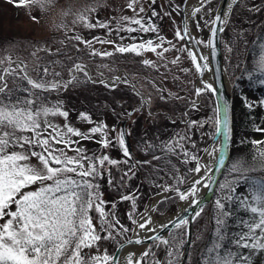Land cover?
<instances>
[{"label": "snow or ice", "instance_id": "6c2138e0", "mask_svg": "<svg viewBox=\"0 0 264 264\" xmlns=\"http://www.w3.org/2000/svg\"><path fill=\"white\" fill-rule=\"evenodd\" d=\"M8 2L18 8L43 7L46 4V0ZM213 2L198 0V5L191 11V21L196 31L200 32L203 28L209 30L206 40L190 32L188 0H184L183 7L169 0V10L161 13L153 8L151 16L147 18L142 15L145 13L142 0H128L126 7L133 15L114 17V27L110 22L99 20L91 23L81 13L79 19L85 27L106 29V37H111L115 31L120 42L101 37L85 40L79 35L70 39L91 49L88 53L90 57L104 59L116 53L142 56L145 52H152L163 59L164 54L176 46L159 35L154 18H172L173 13L182 15V27L176 26L173 19L174 38L185 42L176 50L186 52L195 73L201 78L202 86L195 88L194 95L197 98L205 94L218 95L219 90L214 82L203 80L205 72L212 71L215 76V71L210 67L209 56L201 48H208L214 54L218 32L223 31L229 14L240 0H227L224 11H216L214 15V9L208 7ZM137 4L141 6L137 8ZM155 4L156 0H150V5ZM205 7H208V19L204 18ZM249 11L258 12L260 8L254 5ZM198 14L199 20L196 19ZM32 19L36 20V17ZM148 33H155V39L144 40L143 35ZM124 40L131 42L124 44ZM94 42L112 45L113 51H96L92 49ZM166 43L169 47L164 46ZM258 55L260 75L264 77V43L260 44ZM179 60L177 56L171 63L177 64ZM142 63L147 67H155L148 59ZM57 64L58 61H52L51 65H37L34 62L29 69L23 61H13L11 57L0 59V264H185L184 246L195 243L188 239L191 234L190 219L185 213L192 210L193 220L200 217L204 211L200 188H211L215 183L212 178L215 173L211 170L213 166L202 164L201 158L185 146L191 140L190 130L203 127V124L187 121L185 132H176L160 145L149 146L152 149L159 148L160 153L164 154L157 155L153 150V161L167 158L171 163V157L175 156L183 164L195 162V167L188 170V174H194L190 185L181 190L186 181L184 177L176 175L175 184L162 186L163 192L174 193V197L163 196L157 202L163 204L173 198L187 202L183 212L176 213L167 221L154 222L150 213L157 209L153 207L138 213V197L135 193L120 191L118 201L103 198L102 181L110 188L121 190L135 177L138 165L151 161L132 163L133 155L128 143L131 133L125 130L110 129L106 122L94 121L87 112H81L78 117L93 125L86 132L69 122V112L61 102H51L49 94L79 83L81 77L78 73L85 80H92V77L87 65L78 61L67 68L69 78L65 80L61 72L55 70ZM234 78L243 79V74ZM248 79L251 80L252 76L249 75ZM99 82L110 89H115L117 83L128 84L126 78L119 76L111 83L103 80ZM259 82L264 85V78ZM150 99L149 95L144 104H148ZM242 100L249 110L257 104L264 107V100L251 102L246 96ZM190 104L193 109L197 108L196 100ZM227 109V102L223 107L217 102L213 118L214 135L220 137L218 143L221 153L225 137L230 138ZM126 115L131 117L132 113L127 112ZM50 117L63 118L64 124L54 123ZM255 131L264 133V128L257 127ZM84 141L98 144L99 150L89 154L86 148L80 146ZM252 144L258 147L256 155L252 157L255 163L246 166L234 164L229 174L236 175L219 185L221 195L214 202L215 212L209 221L211 239H206L203 234L196 238L203 245L199 249L202 252L201 264H264V149L259 148L264 141L253 140ZM191 147L195 148L196 145L192 143ZM113 148L120 152L123 159H114L108 154L107 150ZM69 151L74 155H68ZM217 151L215 146L211 151L205 149L214 158ZM32 158L39 161V166L29 163ZM215 164L224 165L222 155L215 160ZM120 165H124V169ZM113 169L121 172L119 182L115 181ZM173 171L179 172L175 168ZM202 172L204 175H201ZM257 172L261 175H253ZM242 184L246 189L244 193L237 191ZM33 186L37 187L33 189ZM123 202L130 205L126 219L131 226L122 223L117 215V204ZM93 212L96 217L92 215ZM94 218L97 223L93 222ZM165 230L168 237L161 235ZM102 241H116L118 247L110 254L106 248H102ZM126 245L132 246L127 254ZM137 246H142L143 250L136 251ZM161 247L164 250L163 260L157 256V250Z\"/></svg>", "mask_w": 264, "mask_h": 264}, {"label": "rangeland", "instance_id": "374dc122", "mask_svg": "<svg viewBox=\"0 0 264 264\" xmlns=\"http://www.w3.org/2000/svg\"><path fill=\"white\" fill-rule=\"evenodd\" d=\"M172 2L183 7L184 0H172ZM220 2L221 0H214L213 4L208 6L214 9L213 15L218 11ZM127 3L128 0H46L43 7L18 8L9 3L8 0H0V59L11 57L13 61H23L29 67L46 53L64 51L72 57L81 56L83 53L87 54L89 60L85 57L88 61L83 63L89 66L92 80H85L82 74L78 73L77 75L81 77L79 83H73L66 90L54 92L50 100L53 103L61 102L64 109L69 112V122L81 131L86 132L93 126L78 119L81 112H87L94 121L106 122L110 129L116 128L131 133L128 139L132 147V163H135V161H151V163L138 165L136 175L128 182L127 187L121 190L112 188L110 192H105V186L101 182V192L103 198L107 201H118L120 191L125 194L135 193L138 197L137 211L140 213L144 212L145 209H149L157 197H160L158 201L163 196L174 197V193L163 192L162 186L175 184L174 177L176 175L185 176V166L175 156L171 158V163L167 159L164 166L161 167L157 164V161L152 160V155L148 154V151L153 152V149L149 147L152 140L158 142L166 138L167 134H170L171 131L169 133L167 131L171 130L172 126H168V123L175 124L176 132L180 133L187 130L186 121L189 118H191L189 121H198L203 124V127H193L190 130L191 140L186 142L185 145L192 153L198 154L201 152V157L205 153V149L213 148L220 139L214 135L213 118L217 103L215 97L207 94L199 98L195 97L194 90L198 87L199 75L195 73L186 52L176 50L181 48L185 42L175 40L173 19L176 26L182 27V15L173 13L172 18L168 16H163L162 19L160 17L154 18V23L159 28V35L167 41H172L176 46L175 49L165 53L163 59L158 58L152 52H145L142 56L116 53L112 57L104 59L99 56L90 57L88 53L91 49L78 44L74 39H70L72 36L79 35L85 40L101 37L110 38L119 43L115 31L112 32L111 37H106V29H89L85 27L79 17L81 13H84L91 23L99 20L110 22L111 26L114 27V17L133 15L126 7ZM168 4L169 0H156L155 5H150V0H142V6L145 8V13L142 15L146 18L151 16L153 8L163 13V11L169 10ZM162 5L163 7H161ZM254 5L259 7L260 11H249ZM140 6V4H137V8ZM208 7L203 9L205 19L209 18L207 15ZM86 9L89 11L85 12ZM262 13H264L263 0H240V3L234 7L233 12L230 14L223 33V63L226 76L231 83L230 96L232 100L234 99L233 102L238 101L240 106L239 110L233 111L235 121L241 126L238 124L233 131V145L230 156V158L232 157V165L239 163L246 166L255 163L252 157L258 147L253 145L252 141H264V133L255 131L257 127L264 128V107L257 104L256 107L249 110L243 104L244 101L241 100L243 96H246L251 102L264 100V85L259 82L264 77L260 75L258 60L254 61L253 59L248 62V67H253V70L248 68L246 71V67H244L245 59L249 55L247 54L249 44L244 42L242 48L237 49V41L247 40L249 43L256 36H260L255 43L256 46L264 43V21L260 23L261 19H259ZM32 17H36V20H33ZM196 19H200L199 14ZM201 27L203 28L202 21ZM194 30L196 36L200 39L206 40L209 37L207 28L197 32L194 27ZM259 31L260 33H258ZM121 35H127V33H121ZM133 35L139 36L140 34L133 33ZM155 35V33L144 34L143 39H155ZM130 42V40L123 41L124 44ZM164 46L169 47L167 43ZM77 48H79V51H77ZM92 49L99 52L113 51L112 45L98 42L93 43ZM33 53H36V55L33 56ZM177 56L180 57L179 62L172 64L171 61L176 59ZM144 59L151 60L155 67L144 66L142 63ZM226 59L227 63H225ZM236 65H240V67L237 68ZM242 74L243 79L234 78L241 77ZM116 75H121L122 79L126 78L128 84L117 83L115 89H110L105 88L99 82L103 80L111 83ZM249 75L252 76L251 80L248 79ZM92 81L96 82L93 83ZM133 85L147 97L150 95L149 103L151 105V102H153L155 108L149 110V103L144 104V100L136 93ZM237 96L238 99H236ZM192 100H196L197 108L195 109L191 107L190 102ZM161 111L166 117L165 120L159 121L151 128H147L143 124L145 117H155L153 119L155 121L157 119L156 115ZM127 112H131L132 116H127ZM250 116L259 118L253 131L244 128V123ZM50 119L61 126L64 124L63 118L50 117ZM173 120H175V123H172ZM112 135L114 136L115 133H112ZM192 143L196 145L195 148L191 147ZM80 146L86 148L89 154L99 150V145L92 141H84ZM259 148L263 149L264 144L260 145ZM107 151L112 158L123 159L117 149L113 148ZM68 155L71 156L74 153L69 151ZM29 163L39 166V161L36 158H32ZM119 167L124 169L125 166L120 165ZM139 167L142 174H138ZM173 168L178 169L179 172H174ZM113 175L115 181L119 182L121 172L113 169ZM193 175L188 179L184 177L186 183L181 187V190L190 185ZM35 187L37 186H33V189ZM245 190L243 184L237 189L240 193H244ZM157 193H161V195H157ZM181 202L183 201L173 198L163 204L157 203L155 207L157 211H154V213L156 216H161L173 212ZM129 207L128 202L118 203L117 215L121 218L122 223L131 226L126 219V212ZM92 215L96 217L95 212ZM93 222L97 223V220L94 218ZM129 235L132 234L129 233ZM165 237H168V235ZM117 239L119 240V238ZM101 246L111 254L118 247V244L116 241H102ZM185 248L186 245L183 253ZM157 256L161 260L164 259L163 247L157 250Z\"/></svg>", "mask_w": 264, "mask_h": 264}, {"label": "trees", "instance_id": "16d2710c", "mask_svg": "<svg viewBox=\"0 0 264 264\" xmlns=\"http://www.w3.org/2000/svg\"><path fill=\"white\" fill-rule=\"evenodd\" d=\"M263 4H264V0H263ZM259 19H261L262 22L264 21V13H262L260 15ZM258 33H260V31ZM259 37L260 36H256V37L252 38V40H250L249 43L247 42V40H245L243 42L242 41H237V49H239V48L241 49L242 45H244V42L249 44V49L247 50V54H249V55H248V57H246L245 63H244V67H246V71L248 70V68H250V70L254 69L253 67H248V62H250V60L254 59V61H256V60L259 61V55H258L259 54V46L257 45L258 46L257 47L255 45V43L257 42ZM222 46H223V52H224V34H223ZM234 53H235V51H234ZM85 57L89 60V57H87L86 53H83L81 56L77 55L75 57H72V56H68L64 51H60V52H56V53L52 52L51 54L46 53V54L40 56L38 58V60L35 62V64H37V65H51L52 61H58V64L56 65L55 70L61 72L62 77L64 79H67L69 77V73L67 71V68L70 67L73 62H78V61L87 62L88 60ZM225 63H227V59H226ZM32 67H33V65L29 66V69H31ZM33 75H34V73H33ZM53 93L49 94L50 97L53 95ZM236 99H238V96L236 97ZM233 100H232V107H233L232 108V112L233 111L235 112L236 109H238V110L240 109V106L238 105V101H235V103H234ZM241 100H242V98H241ZM152 106L155 108V105H152ZM156 117H157V119L155 121H153V119L155 117H145L144 121H143V124H145L147 126V128H151V127H153L154 124L158 123L159 121H163L166 118L164 116V114H162V113L161 114H157ZM190 120H191V118H190ZM258 120H259L258 117H254V116L248 117L247 120L244 123V125H245L244 128H246L247 130L253 131L254 127L257 125ZM238 124L239 123H237L235 121L234 117H233V128L235 126L237 127ZM169 125L172 126L171 130L169 129V131H167L168 133L171 131L170 134H167L166 138H164L163 140H159L158 142H155V140H152L150 142V145L151 144L160 145L161 142L168 140L169 138H171L174 135V133H176L175 124L172 125V124L168 123V126ZM184 127L186 128V126H184ZM177 128H178V126H177ZM153 150L156 151L157 155H164V154L160 153L159 148H156V149H153ZM257 151L258 150H255L253 154L256 155ZM148 154L152 155V153L150 151H148ZM200 154H201V152L198 153L197 155L200 156ZM231 158L229 160V164H227L225 170L223 171V174H222V176H221V178L219 180V183H218V185H217V187L215 189L213 198L211 199V201L205 207H203L204 211L201 213V216L194 219L193 227H192V239H191V241H195V243H191L190 244V248H189V252H188V256H187L185 264H201L202 252L199 249L203 245L196 238H197V236L203 234L206 239H211V234L208 231V229L211 227V225L209 224V221H210V218L212 217V215L215 212V203L214 202L221 195V190L219 188V185L226 183L229 179L232 178V176L236 175V173H232L231 176L229 174V170L233 166L232 163H231ZM166 160H167V158L161 159V160L157 161L158 162L157 164L162 167V166H164V162ZM183 166H185V176L184 177H186V179H188L189 177L192 176V174H188V170L195 167V162L194 161H190V164L189 163L188 164H183ZM140 173L142 174V172H140L138 170V174H140ZM253 175L258 176V175H261V173L257 172V173H253ZM102 184L105 186V188H104L105 192H110L111 191L112 188L108 187V185H107V183L105 181H102ZM173 231H175V230H173Z\"/></svg>", "mask_w": 264, "mask_h": 264}, {"label": "water", "instance_id": "95a60500", "mask_svg": "<svg viewBox=\"0 0 264 264\" xmlns=\"http://www.w3.org/2000/svg\"><path fill=\"white\" fill-rule=\"evenodd\" d=\"M226 3H227V0H221L220 6H219V9H218L219 12L222 13L224 11ZM224 27H225V25H224ZM224 27H223V29H224ZM221 37H222V31H219L218 35L216 37V40L214 42L215 43L214 54H213L212 50H210V57H211V61H212V64H213L214 71H215V78H216V82H217V86H218V90H219V93H218V95L216 97V100L222 107L225 104V102H227V105H228V109H227V112H226V119L228 121V126H229V129H230V138L229 137H225L224 145H223V152L221 153L219 151L217 159H219V157L222 155L223 159H224V165L220 166L218 164H215V167L213 169L215 174L212 177L215 183H213L211 188H207L205 193L202 195V197H201L203 199L202 207H204L207 203H209L210 200L213 197V194H214L216 185H217V183L219 181V178H220V176H221V174H222V172H223V170H224V168H225V166H226V164H227V162H228V160L230 158L231 147H232V144H233V139H232V136H233V125H232V113H231V108H232V106H231V96H230V94L225 92V90L223 89L224 67H223V59H222ZM199 80L201 81L200 77H199ZM216 137L218 138V136H216ZM185 215H186L187 218L190 219V232H191L192 224H193V219H192L193 213H192V210H190L188 213H185ZM167 234H168L167 230L161 232L162 236H165ZM188 239H189V241H191V234L188 237ZM189 245H190V243L187 244L185 252L183 254L185 257H187L188 250H189ZM127 246H129V245H126L125 248Z\"/></svg>", "mask_w": 264, "mask_h": 264}, {"label": "bare ground", "instance_id": "6f19581e", "mask_svg": "<svg viewBox=\"0 0 264 264\" xmlns=\"http://www.w3.org/2000/svg\"><path fill=\"white\" fill-rule=\"evenodd\" d=\"M198 5V0H188V3H187V7H188V11H189V16H190V19H189V27H190V32L194 35H196V32L194 30V27H193V23L191 21V11L193 9L194 6H197ZM231 14V13H230ZM230 14H229V17H230ZM228 17V19H229ZM201 51L209 56V62H210V67L214 70L213 68V64H212V61H211V58H210V53H209V49L208 48H201ZM119 77H121V75H118ZM203 80L206 81V82H209V83H213L214 82V86L218 89V86H217V82H216V78L215 76L213 75V72L212 71H208V72H205L204 76H203ZM201 82L198 81V87H201ZM223 89L225 90V92H227L228 94L230 93L231 91V83L229 81V79L227 78L226 74L224 73V76H223ZM215 97H217V95H214ZM220 139V137L218 138ZM216 149L218 150L217 153H216V156L215 158L212 157V156H209L207 152H205L201 158V163H208L209 165H212L213 168L215 166V160H217V156H218V153H219V149H220V144L217 143L215 145ZM209 151L212 150V148L208 149ZM213 168L211 170H213ZM201 175H204V173L202 172ZM207 188H200V198L202 197V195L205 193ZM160 199V197H157L155 199V201L153 202V204L149 207V210H151L153 207H156V204L158 202V200ZM191 199V198H190ZM187 206V202H181L177 209L173 212H169V213H166V214H163L161 216H156L154 212H151L150 214L152 215L153 219H154V222H161V221H167L168 219L172 218L176 213L178 212H182L184 210V208ZM132 246L129 245L126 247V252L125 254H127V250L131 249ZM142 250V246H137L136 247V251H141Z\"/></svg>", "mask_w": 264, "mask_h": 264}]
</instances>
